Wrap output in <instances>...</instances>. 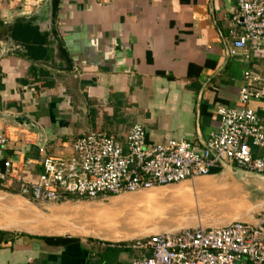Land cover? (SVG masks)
<instances>
[{"label": "crops", "instance_id": "crops-1", "mask_svg": "<svg viewBox=\"0 0 264 264\" xmlns=\"http://www.w3.org/2000/svg\"><path fill=\"white\" fill-rule=\"evenodd\" d=\"M48 13L47 0H0V135L7 138L0 157L27 181L37 179L43 157L71 158L73 142L89 132L123 143L138 125L150 144L183 140L200 150L218 125L217 109L236 101L245 63L226 51L240 34L232 23L237 0H60L54 31L68 63L49 33ZM21 18L47 34L43 60H26L9 40ZM261 48L248 67L264 78ZM258 88L263 97L250 107L264 121V84ZM232 169L205 178L240 180L252 205L237 220L264 233V177L241 171L238 178ZM18 193L16 183L0 188L25 202ZM13 232L0 228V264H129L143 255L128 241L77 239L78 246L60 247L42 240L55 237Z\"/></svg>", "mask_w": 264, "mask_h": 264}, {"label": "built area", "instance_id": "built-area-1", "mask_svg": "<svg viewBox=\"0 0 264 264\" xmlns=\"http://www.w3.org/2000/svg\"><path fill=\"white\" fill-rule=\"evenodd\" d=\"M232 23L240 34L226 56H240L245 63L242 85L234 105L217 109L218 125L200 150L183 140L150 144L138 125L129 129L123 143L102 132H89L73 142L71 158L43 157L35 181L25 180L16 163L0 157V188L16 183L27 203L51 206L72 199L107 202L125 194L192 183L231 165L264 177V121L250 107L263 97L258 86L264 78L248 67L251 53L261 51L264 44V0H237ZM6 147L7 138L0 135V155ZM253 148L262 153L255 154ZM128 242L143 253L129 264H264L263 229L241 220L159 232Z\"/></svg>", "mask_w": 264, "mask_h": 264}, {"label": "rangeland", "instance_id": "rangeland-1", "mask_svg": "<svg viewBox=\"0 0 264 264\" xmlns=\"http://www.w3.org/2000/svg\"><path fill=\"white\" fill-rule=\"evenodd\" d=\"M213 180H216V182L219 184L229 186L235 191V194L232 195L233 201H230L229 203H227V207L221 211L220 210L213 211L212 213H209L206 217L199 218V219L197 218L200 216H197L196 218L194 217L195 220H193L191 223H189L185 227H194L198 224L202 225L203 227L220 226V225L227 224L233 220L240 219L241 217L239 218V216L242 215L243 213L245 214L252 205L250 194L246 191V188L242 187V182H240V180L238 181V179L237 180L235 179L236 180L235 181V180H232L231 178L220 179L219 177H217L216 179L200 178V179L195 180L192 183L185 182V183H181L176 186L157 188V189H152V190H147V191H140L138 193H132V194H125L118 198H112L110 199V201H107V202L72 199L70 202H64L58 205L38 206L32 203H27L26 201L25 202L21 201L16 198H10V197L7 198V197L0 195V224L13 226V228L15 229L13 233H17V234L29 233V234H38V235L42 234L44 236H51V237H57V236L69 237V238L81 239L85 241L96 240L97 238L85 236L83 231H87V230L84 229V226H85L84 224L73 222L71 221L72 220L71 218L69 220L65 218L66 220H64L62 213L66 212L67 210L69 211V213L71 210H75V216L73 215L74 216L73 218L80 219L83 215L76 214V213H78L85 207H92V206H99V205L105 206L107 204H112L114 202L121 201V200L123 201L124 200L126 201L127 200H132V201L137 200L138 202L146 201V202L152 203L151 205H154V204L156 205L157 203L155 202V198L151 196L157 193H169V192H175V191L182 190V189H187V190H190L191 193H194L193 192L194 190L202 189L205 185H207L208 182L213 181ZM238 185H240L241 188ZM237 187H239L240 190ZM7 196H11V195L8 194ZM190 196L191 198L193 197L192 194ZM220 197L221 196H219V198ZM150 198L154 199L153 202L147 201ZM212 199L213 197H210V201H213V205H212L213 207L217 208L218 205H221L219 204L220 201L219 202L216 201V198L213 200ZM16 200L18 202H15ZM184 200L186 203V201H188L189 199H183L182 202H184ZM158 203H161V202H158ZM190 207L191 208L188 210L189 213H192V212L194 213V211H197L196 209L192 207V205H190ZM162 208H163L162 210H164L162 214L158 211V212L148 215V217L153 218L149 222H151L152 224L157 223V222H162V224L169 223V226H170L169 231L174 232V231L179 230V228L176 229L177 225L175 223L179 222V220L182 221L181 218L186 217L189 213L186 214L182 212L170 211L169 208L164 207V206ZM53 225L60 226L61 232L54 230ZM0 228L8 230L4 228V226H0ZM141 232L143 233L138 234V236L133 239L145 237L156 231H153V228H151V229H148L146 232L145 231H141ZM119 241L120 240L107 241V242L111 243V242H119Z\"/></svg>", "mask_w": 264, "mask_h": 264}, {"label": "bare ground", "instance_id": "bare-ground-1", "mask_svg": "<svg viewBox=\"0 0 264 264\" xmlns=\"http://www.w3.org/2000/svg\"><path fill=\"white\" fill-rule=\"evenodd\" d=\"M193 192L194 193H191L190 190L182 189L169 193H157L151 196L155 198V202L157 203L156 205H151L152 203L146 201L138 202L137 200H121L114 202L112 200L114 203L107 204L105 206L99 205L85 207L84 209L76 213L83 215L80 219L73 218L75 216V210H71L70 213L67 210L66 212H63L62 215L64 217V220H66L65 218H67L68 220L71 218V221L73 222L84 224V229L87 230L83 231L85 236H90L105 241H124L133 239L137 237L138 234L143 233L141 231L146 232L151 228H153V231L156 232L169 231V224H162V222L152 224L151 222H149L153 218L148 217V215L158 211L162 214L164 211L162 210L163 206L169 208L170 211L182 212L187 214L189 213L188 210L191 208L190 205H192V207L198 211L189 213L186 217L181 218L182 221L179 220V222H176V229H180L195 220L197 216H200L197 218L199 219L206 217L213 211H221L225 209L227 207V203L233 201L232 195L235 194V191L232 188L223 184H219L216 182V180L208 182L207 185H205L202 189L194 190ZM191 194L193 195L192 198L190 196ZM219 196L221 197L219 198ZM210 197H213V199L216 198V201H220L219 204L221 205H218L217 208L213 207V201H210ZM179 198L182 200H180ZM183 199L189 200L185 203V200L184 202H182ZM153 200L154 199L150 198L147 201L153 202ZM15 202L18 201L16 200ZM191 215H194L195 218H190ZM127 216H129L130 218ZM0 226H4V228L10 231H15L13 226L1 224ZM53 228L54 230L61 232L60 226L53 225Z\"/></svg>", "mask_w": 264, "mask_h": 264}, {"label": "trees", "instance_id": "trees-1", "mask_svg": "<svg viewBox=\"0 0 264 264\" xmlns=\"http://www.w3.org/2000/svg\"><path fill=\"white\" fill-rule=\"evenodd\" d=\"M8 38L17 46L23 48L22 57L31 62L43 60L46 55L45 45L47 44V34L39 32L37 26L32 21L17 19L8 29ZM42 240L52 246H78L75 238L55 237Z\"/></svg>", "mask_w": 264, "mask_h": 264}, {"label": "water", "instance_id": "water-1", "mask_svg": "<svg viewBox=\"0 0 264 264\" xmlns=\"http://www.w3.org/2000/svg\"><path fill=\"white\" fill-rule=\"evenodd\" d=\"M59 1L60 0H47L48 6H49L48 16L50 18V22H49V33H50L51 37L56 41L57 46H58V50H59L60 54L63 56V59H65L66 62L68 63L66 54L63 51V49L61 47V44L59 43V41H58V39H57V37L55 35V31H54V22H55V16H56V13H57ZM68 68H71V67H68ZM14 119L19 124H22V125H30V122L25 117H23V116H15ZM231 172L233 174H235L238 178H242V176H241V170H239V169H232ZM233 221H235V220H233ZM183 228H186V227H183ZM180 229H182V228H180ZM156 233H159V232L151 233L150 235L156 234ZM130 240H133V239H130ZM130 240L119 241V242H127V241H130Z\"/></svg>", "mask_w": 264, "mask_h": 264}]
</instances>
